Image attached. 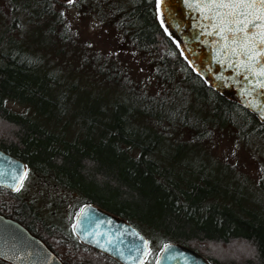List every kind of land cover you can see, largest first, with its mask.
<instances>
[{
  "label": "trees",
  "instance_id": "obj_1",
  "mask_svg": "<svg viewBox=\"0 0 264 264\" xmlns=\"http://www.w3.org/2000/svg\"><path fill=\"white\" fill-rule=\"evenodd\" d=\"M4 1L10 30L21 27L18 16L43 26L113 96L81 108L78 84L41 70L38 58L10 40L0 42V151L73 196L66 220L57 210L44 216L19 189L0 187V214L64 264H119L73 234L85 205L123 219L145 238L142 264H154L168 243L210 264H264V125L189 69L160 21L157 0L72 1L78 14L113 33L110 51L81 39L56 0ZM136 61L145 67L142 78L130 73ZM225 142L255 162L259 175L200 151Z\"/></svg>",
  "mask_w": 264,
  "mask_h": 264
},
{
  "label": "water",
  "instance_id": "obj_2",
  "mask_svg": "<svg viewBox=\"0 0 264 264\" xmlns=\"http://www.w3.org/2000/svg\"><path fill=\"white\" fill-rule=\"evenodd\" d=\"M239 0H157L160 21L175 41L189 69L218 95L236 105L264 125V43L261 28L245 32L221 33L222 14L232 11L216 5ZM257 9L259 0H255ZM237 13L239 10H236ZM225 21L232 19L223 16ZM248 19H253L249 16ZM259 23V22H257ZM233 29L235 25L231 26ZM242 27V25H241ZM249 40L247 48L244 41ZM222 36H227L223 39ZM253 50V51H249ZM255 59H249V55ZM26 173L24 164L0 151V187L15 192ZM72 232L84 246L119 264H142L147 244L123 219L100 208L85 205L77 212ZM0 262L3 264H64L36 236L17 221L0 214ZM154 264H210L198 253L178 244H165Z\"/></svg>",
  "mask_w": 264,
  "mask_h": 264
},
{
  "label": "rangeland",
  "instance_id": "obj_3",
  "mask_svg": "<svg viewBox=\"0 0 264 264\" xmlns=\"http://www.w3.org/2000/svg\"><path fill=\"white\" fill-rule=\"evenodd\" d=\"M56 1L66 6L64 8L66 18L73 25V28L75 27V31H77L81 39L88 41L93 48L102 50L110 51L116 46L113 33L101 27L89 14H78L71 7L73 0ZM9 8L4 0H0L1 43L10 40L11 43L17 44L27 55L35 59L38 58L41 70H50L57 76L64 77L68 81L78 84L81 89L79 97L77 96L75 99L81 108L82 106L88 107L93 103H96L98 108L104 104L107 98L109 99L113 96L108 86L96 83L97 79L80 63V58L79 61L73 55V52L69 51V53L57 46L53 41H50L43 33V26L27 25L24 19L18 16L17 19L21 27L19 26V29L14 27V29L10 30L11 16ZM129 68L131 75L139 78L145 76L146 71L143 64L136 61ZM6 106L16 112L22 113L25 111L23 107L11 102H8ZM200 151L204 152L205 156L212 161L223 158L229 160L232 164L237 162L241 172H246L253 178L260 173L256 168L255 162L248 160L243 152L238 149L236 152L229 148L226 142L215 149L202 147ZM18 192L25 199L32 201L44 216H51L53 211L57 210L59 216L61 215L66 220L69 218L73 196L59 191L48 182L36 178L35 175L27 173L19 186Z\"/></svg>",
  "mask_w": 264,
  "mask_h": 264
},
{
  "label": "snow or ice",
  "instance_id": "obj_4",
  "mask_svg": "<svg viewBox=\"0 0 264 264\" xmlns=\"http://www.w3.org/2000/svg\"><path fill=\"white\" fill-rule=\"evenodd\" d=\"M217 8H228L232 11L228 13L222 14V18L220 21L221 27L220 31L223 33L226 30L229 31H235V32H245L247 34L249 27L255 29V28H261L264 29V0H259V8L257 9V4L255 3V0H239L237 3H222L216 5ZM239 10L237 13L236 10ZM223 16L231 17L232 19L225 21L223 19ZM249 16H252L253 19H248ZM259 22V23H257ZM235 25V28L233 29L231 26ZM242 25V27H241ZM256 33L253 32L252 36L248 37V40H245L244 46L247 48L249 40H253L256 37ZM259 39L261 43H264V31L259 32ZM223 39H227V36H222ZM253 51V50H249ZM264 54L261 52H256L255 55ZM255 55H249V59H255ZM261 75H264V71L260 73ZM26 175V173H25Z\"/></svg>",
  "mask_w": 264,
  "mask_h": 264
},
{
  "label": "flooded vegetation",
  "instance_id": "obj_5",
  "mask_svg": "<svg viewBox=\"0 0 264 264\" xmlns=\"http://www.w3.org/2000/svg\"><path fill=\"white\" fill-rule=\"evenodd\" d=\"M148 249V248H147ZM148 251V250H147ZM147 255V254H146ZM144 260V259H143Z\"/></svg>",
  "mask_w": 264,
  "mask_h": 264
}]
</instances>
